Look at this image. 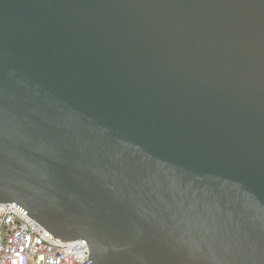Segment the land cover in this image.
I'll use <instances>...</instances> for the list:
<instances>
[{
	"label": "water",
	"instance_id": "1",
	"mask_svg": "<svg viewBox=\"0 0 264 264\" xmlns=\"http://www.w3.org/2000/svg\"><path fill=\"white\" fill-rule=\"evenodd\" d=\"M84 264H264V0H0V204Z\"/></svg>",
	"mask_w": 264,
	"mask_h": 264
},
{
	"label": "built area",
	"instance_id": "2",
	"mask_svg": "<svg viewBox=\"0 0 264 264\" xmlns=\"http://www.w3.org/2000/svg\"><path fill=\"white\" fill-rule=\"evenodd\" d=\"M84 240L55 238L9 203L0 204V264H84Z\"/></svg>",
	"mask_w": 264,
	"mask_h": 264
}]
</instances>
